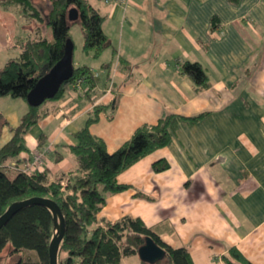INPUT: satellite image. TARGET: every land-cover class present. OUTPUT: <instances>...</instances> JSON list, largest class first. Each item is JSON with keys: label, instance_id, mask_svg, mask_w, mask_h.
I'll list each match as a JSON object with an SVG mask.
<instances>
[{"label": "crops", "instance_id": "0c3cea01", "mask_svg": "<svg viewBox=\"0 0 264 264\" xmlns=\"http://www.w3.org/2000/svg\"><path fill=\"white\" fill-rule=\"evenodd\" d=\"M87 1L102 15L110 43L91 56L109 58L73 63L90 68L95 87L86 94L85 83L69 86L44 103L45 116L24 135L28 151L18 159L45 150L39 171L47 170L50 179L74 170L69 147L94 106L102 111L89 131L109 153L142 124L204 113L195 123L181 122L168 145L120 172L116 181L127 188L106 195L97 218H139L165 244L186 247L193 264H226L231 247L251 264H264V0H130L125 7ZM27 27L18 40L32 37L38 24ZM185 61L203 67L207 88H194L181 72ZM108 62L110 90L102 68ZM15 101L0 111V147L28 110L25 100ZM159 160L168 168L155 172ZM121 264L145 263L134 255Z\"/></svg>", "mask_w": 264, "mask_h": 264}, {"label": "trees", "instance_id": "16d2710c", "mask_svg": "<svg viewBox=\"0 0 264 264\" xmlns=\"http://www.w3.org/2000/svg\"><path fill=\"white\" fill-rule=\"evenodd\" d=\"M46 1L49 10L44 15L33 0H0V10L18 8L26 22L38 24L32 37L18 40V56L9 58L0 68V97L25 100L36 81L61 58L65 42L71 40L69 31L74 23L79 24L84 52L98 57L110 46L102 30L103 17L87 0ZM72 7L78 12L76 21L67 18L68 10ZM217 23L218 20L213 18L212 27ZM45 28L50 30L52 39L43 33ZM102 68L107 74L104 79L106 85L111 82L112 87V62L103 64ZM180 69L196 90L209 86L208 76L198 62L185 61ZM79 79L87 86V94L95 87L98 78L89 67L73 65L71 78L62 84L52 99L43 103L59 99L69 86L76 89ZM41 105L28 106L18 125L12 129L11 138L0 147V216L15 201L35 196L53 200L60 208L65 225L57 253L58 264H121L122 258L137 255V249L144 243L145 237H150L166 253L164 259L155 264H193L186 247L165 244L155 230L147 227L139 218L124 216L115 221H106L98 219L97 214L105 204L106 195L127 188L116 181L120 172L154 150L168 145L181 122L195 123L205 114L188 117L170 114L155 124H142L128 140L109 153L104 142L89 131L90 124L98 119L102 111L100 105L94 106L92 115L74 134L75 143L69 147L76 168L50 179L47 170H37L28 176L14 173L8 168L11 162H23L18 158L22 152L28 151L24 135L45 116ZM39 145L43 146L42 138ZM167 168L164 160L152 164L155 172ZM54 234L49 209L31 205L19 210L0 229V264H28L31 256L36 258L38 264H48V247ZM224 261L226 264H251L235 247L228 250Z\"/></svg>", "mask_w": 264, "mask_h": 264}, {"label": "water", "instance_id": "95a60500", "mask_svg": "<svg viewBox=\"0 0 264 264\" xmlns=\"http://www.w3.org/2000/svg\"><path fill=\"white\" fill-rule=\"evenodd\" d=\"M69 21L78 19V12L75 8H70L67 13ZM73 43L70 39L65 42L61 58L49 69V71L39 78L34 86L27 93L25 101L28 106L38 107L45 100L52 99L64 82L71 78L73 74ZM41 205L50 210L53 217L55 234L48 247V264H58L57 253L59 244L63 238L65 225L64 218L58 205L51 199L42 197H31L11 203L0 216V229L19 210L31 206ZM165 251L158 246L150 237H145L144 243L137 249L138 259L145 264H155L165 257Z\"/></svg>", "mask_w": 264, "mask_h": 264}, {"label": "rangeland", "instance_id": "374dc122", "mask_svg": "<svg viewBox=\"0 0 264 264\" xmlns=\"http://www.w3.org/2000/svg\"><path fill=\"white\" fill-rule=\"evenodd\" d=\"M34 3L38 6L42 14H46L49 10V4L46 0H33ZM24 18L20 14L19 9L10 7V9L0 10V67H2L3 63L9 57H16L19 49L16 46L19 38H23L26 36V33L21 28L28 29V25L30 22L23 23ZM21 24V25H20ZM20 26V27H19ZM34 26V25H33ZM43 28V25H41ZM44 33L47 34L48 39H52L51 33L49 29H44ZM70 38L73 43V63L74 65H93L99 63L106 56L108 59L109 55L107 53H103L99 59H94L91 56V52L86 53L83 51V38L80 31V27L78 23H74L70 26ZM97 66V65H96ZM98 69V68H96ZM0 98V111L14 108L16 102L14 98L9 96L5 97V99ZM20 102V101H19ZM26 102V101H25ZM52 101H46L48 104ZM24 104V103H23ZM27 104V103H26ZM43 103L41 106H44ZM28 106V105H27ZM26 107V105H25ZM8 175H12L7 172ZM63 256V255H62ZM136 258V257H135ZM5 259V256L3 257ZM30 263L28 264H38L36 258L32 257L29 259Z\"/></svg>", "mask_w": 264, "mask_h": 264}, {"label": "built area", "instance_id": "2783aa9c", "mask_svg": "<svg viewBox=\"0 0 264 264\" xmlns=\"http://www.w3.org/2000/svg\"><path fill=\"white\" fill-rule=\"evenodd\" d=\"M130 0H104L105 3H112L115 5H119L125 7ZM83 84V80L79 79L76 83V88L80 89ZM111 88V82L108 90ZM45 159V150L42 151H33L30 160L24 162H11L8 168L14 173H23L25 175H31L34 171L40 170L43 166V162Z\"/></svg>", "mask_w": 264, "mask_h": 264}]
</instances>
